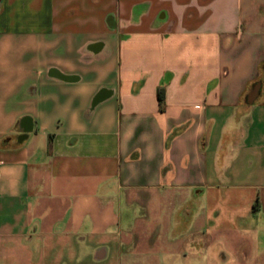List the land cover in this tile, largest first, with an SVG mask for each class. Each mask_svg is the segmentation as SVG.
<instances>
[{
  "label": "crops",
  "instance_id": "obj_1",
  "mask_svg": "<svg viewBox=\"0 0 264 264\" xmlns=\"http://www.w3.org/2000/svg\"><path fill=\"white\" fill-rule=\"evenodd\" d=\"M0 264H264V0H0Z\"/></svg>",
  "mask_w": 264,
  "mask_h": 264
}]
</instances>
